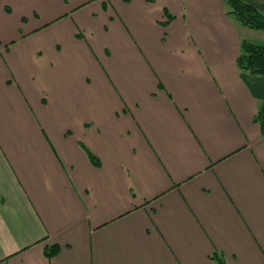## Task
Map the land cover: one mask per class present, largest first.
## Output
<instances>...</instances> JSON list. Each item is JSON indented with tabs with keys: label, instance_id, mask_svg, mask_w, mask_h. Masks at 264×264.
Wrapping results in <instances>:
<instances>
[{
	"label": "crops",
	"instance_id": "crops-1",
	"mask_svg": "<svg viewBox=\"0 0 264 264\" xmlns=\"http://www.w3.org/2000/svg\"><path fill=\"white\" fill-rule=\"evenodd\" d=\"M230 12L0 0V264H264V32Z\"/></svg>",
	"mask_w": 264,
	"mask_h": 264
},
{
	"label": "trees",
	"instance_id": "trees-1",
	"mask_svg": "<svg viewBox=\"0 0 264 264\" xmlns=\"http://www.w3.org/2000/svg\"><path fill=\"white\" fill-rule=\"evenodd\" d=\"M226 4L231 9L230 14L244 27L264 32L263 14L239 0H226ZM236 65L239 70L248 72L251 76L264 75V46L242 42L241 54L236 60ZM253 121L258 125L261 137L264 139V103L261 104ZM88 157L95 166H98V162L91 155ZM56 252L57 248L52 247L46 255L51 257Z\"/></svg>",
	"mask_w": 264,
	"mask_h": 264
}]
</instances>
